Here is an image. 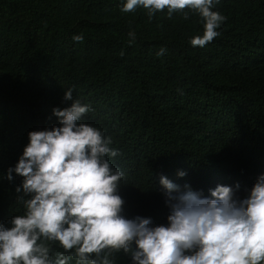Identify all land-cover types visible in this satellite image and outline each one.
<instances>
[{
    "label": "trees",
    "instance_id": "trees-1",
    "mask_svg": "<svg viewBox=\"0 0 264 264\" xmlns=\"http://www.w3.org/2000/svg\"><path fill=\"white\" fill-rule=\"evenodd\" d=\"M124 3L0 0L5 227L26 211L18 199L24 193L16 191L23 177L13 172L9 181L8 169L29 132L59 126L52 110L71 105L64 100L68 89L73 101L90 108L80 122L110 137L119 153L107 159L124 173L118 194L128 219L167 226L161 176L201 197L220 185L244 198L264 175V0H220L212 11L226 20L203 47L191 44L204 31L198 13L185 9L169 18L165 9L150 18L142 6L122 11ZM76 35L83 40L75 42ZM47 243L53 260L70 255L58 242ZM110 259L132 264L122 251ZM68 264H77L74 256Z\"/></svg>",
    "mask_w": 264,
    "mask_h": 264
},
{
    "label": "clouds",
    "instance_id": "clouds-1",
    "mask_svg": "<svg viewBox=\"0 0 264 264\" xmlns=\"http://www.w3.org/2000/svg\"><path fill=\"white\" fill-rule=\"evenodd\" d=\"M219 3L126 0L122 11L142 6L150 18L165 9L169 18L185 9L198 13L204 31L191 44L203 47L219 35L217 29L226 20L212 11ZM129 37L131 43L135 33ZM64 100L71 105L52 110L59 126L29 132L22 156L8 169L9 181L13 172L23 177L16 191H23L18 199L26 211L11 218V227L0 224V264H68L73 256L77 264H115L110 257L121 251L132 264H264V175L244 198L220 185L210 198L201 197L161 176L170 210L167 226H152L150 218L140 216L128 219L118 194L124 173L107 159L118 151L101 130L80 122L90 108L73 101L72 89L65 91ZM47 242H58L70 255L59 253L53 260Z\"/></svg>",
    "mask_w": 264,
    "mask_h": 264
}]
</instances>
